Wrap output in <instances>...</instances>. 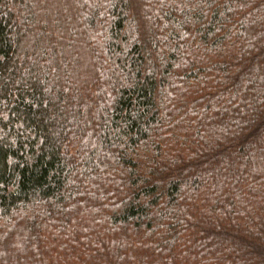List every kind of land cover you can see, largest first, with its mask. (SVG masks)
<instances>
[{"label": "trees", "instance_id": "1", "mask_svg": "<svg viewBox=\"0 0 264 264\" xmlns=\"http://www.w3.org/2000/svg\"><path fill=\"white\" fill-rule=\"evenodd\" d=\"M0 264H264V0H0Z\"/></svg>", "mask_w": 264, "mask_h": 264}]
</instances>
